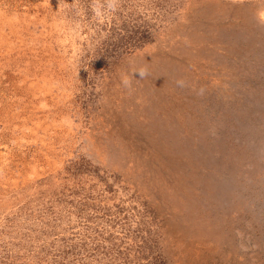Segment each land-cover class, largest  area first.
Here are the masks:
<instances>
[{
	"label": "rangeland",
	"instance_id": "rangeland-1",
	"mask_svg": "<svg viewBox=\"0 0 264 264\" xmlns=\"http://www.w3.org/2000/svg\"><path fill=\"white\" fill-rule=\"evenodd\" d=\"M0 264H264V0H0Z\"/></svg>",
	"mask_w": 264,
	"mask_h": 264
}]
</instances>
